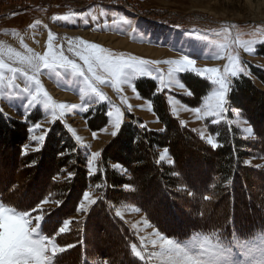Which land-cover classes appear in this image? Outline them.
<instances>
[{"label": "rangeland", "instance_id": "1", "mask_svg": "<svg viewBox=\"0 0 264 264\" xmlns=\"http://www.w3.org/2000/svg\"><path fill=\"white\" fill-rule=\"evenodd\" d=\"M80 13H85V15L80 17L78 15ZM66 15L70 16L69 21L55 19L58 16ZM93 15L97 17L95 21L91 19ZM121 17L130 18L131 24H125ZM84 20H87L88 23L85 24ZM190 32L206 35L209 39L197 42L188 37L187 33ZM49 34L53 37L54 47L59 45L64 55L77 63H82V61L73 52L68 51V46L71 41L79 40L98 44L109 52L123 54L125 58L136 56L140 59L167 61L178 59L180 55L189 53L197 59L199 68L216 67L223 70L228 64V56H235L239 58L241 64L247 66L251 73L248 78L252 79L258 90L257 95L249 100L248 97L241 98V94H239L241 105L245 108L234 107L236 98L234 88L235 82L238 80L234 78L230 92L231 107L227 112L216 117L207 114V105L212 103L210 98L216 91V86L210 88L207 80L192 73L177 74V82L171 87H162L158 80L151 77H137L134 81L135 92L126 85L122 86L120 92H117L113 87L97 85L107 99L104 101L97 99L94 103H87L89 94L86 93L83 98L81 97L80 90L84 85L81 78L73 75L70 69L67 71L60 69L61 75L59 76L47 69H41L39 76L41 84L53 101L77 106L76 110L69 107L62 121L43 118L46 110L42 107L31 111L25 117L22 114L24 105L19 100L14 98L13 102L16 106L11 107L0 97V108H3V113H0V124L12 130L14 128H11V121H22L31 126L29 138L22 149L26 163H30L35 154H46V147L51 140L54 127L56 124L62 123L63 130L56 132L52 140H58L60 148L62 151L64 150L58 157H66L69 160L67 167L56 168L59 169L57 173L55 172L56 165L52 160L44 163L46 166L43 167L44 170L36 168L37 170L27 173L23 162L21 166L15 164L17 154L10 145H7L6 138H0V182H8L9 179L12 180L13 185H18L19 182L21 186L16 187L18 189L16 197L25 194V185L33 180L36 174L39 179H44L49 174L54 177V184L51 182L50 189L44 198L50 202L44 204L41 210L45 215L63 204L66 197L62 194V187L56 186L55 183L72 181L78 175L76 174L77 157L86 161L89 152L101 153L95 161L94 172L89 173L86 167L91 182L85 192L90 193L91 199L96 203L88 204L81 201L85 203L87 211H81L78 206L74 214L67 219L71 221L69 230L62 234H72L64 237L68 244L77 245L83 222L89 220L90 223L94 216L92 213L96 210L94 208L102 195L101 184L95 183L97 175L102 170L101 157L102 154L117 157L116 152L113 151V145L117 142L116 139L122 126L131 121V117L134 116L137 121H143L146 127L153 131H166L165 124L157 114L155 105L137 87L139 80L150 83L146 84L144 88L148 96L151 98L159 96L167 100L174 119H177L189 131V133L186 132L187 138L194 133L196 137L211 146L207 142L210 138L219 145L215 149H221L224 147L222 142L225 138L224 131L232 129L241 142L250 144L248 147L240 148L247 153L242 158L243 167L247 169L244 177L247 174L253 176L252 183H248L249 189H255V191L259 188L264 189V135L259 130L260 126L264 125V56L259 55V47L264 44V0H0V59H3L6 65L29 71L31 74V69L26 63H21L20 59L31 56L33 53L39 55L47 53ZM210 41H215V43H210ZM246 46L251 47L254 51L249 53ZM225 47L227 51H224ZM218 53H223L222 58H208ZM158 67L163 72H167L169 65L161 63ZM6 75L10 76L11 73L6 72ZM180 82L186 85V88H181ZM16 83L23 87L28 81L20 73H17ZM188 90L191 91V96L188 94ZM85 106L86 110L80 111ZM196 107H200V113L191 110ZM117 108L123 114V119L121 128L113 137L111 135L114 130L112 121L115 119ZM234 108L241 111H233ZM107 111H112L111 118L106 114ZM5 114L9 118L8 120H5ZM245 120L248 121L247 124L244 123ZM37 121L40 122V127H32ZM249 126L256 133L254 137H248L243 131ZM93 133L96 135L94 136ZM76 136L80 137L79 141L75 139ZM40 137L43 139H39ZM185 140L182 138L180 142L181 149L186 155L178 160L177 171L179 174L172 173L171 176L178 179V183L174 187L181 192V198L190 204L198 196L195 194V199L189 200L190 192L187 186H184V179L181 181V174L190 168L189 170L196 173L195 176H197L198 172L203 169L202 161L206 156L192 149L187 150ZM25 145L27 146L26 150ZM74 145H77L78 148ZM164 150L159 149L158 153L160 156L165 155V159L162 161L166 167L172 166L173 163L167 162V156L171 155L168 150L165 154ZM120 158L123 159L121 155ZM248 161L250 163H247ZM130 162L131 160L126 161V164L123 165L110 160L109 164L127 181L126 185L130 186L128 190L123 186L120 188L124 196L117 201L119 204L117 211L123 214V218L118 217L133 232L140 247L139 237H149L158 229L155 228L151 220V213L142 206L143 201H137L134 198L136 191L157 193L161 202L162 193L157 176L149 182L145 177L147 175L145 171L149 172V170H143V175H140L137 171L136 158L132 163ZM211 162V165H215L216 159ZM116 165L120 167H116ZM71 168H74L72 172H70ZM78 177L80 178L79 175ZM258 179L260 183L262 181L261 184L257 183ZM37 186H42V184L37 181ZM75 191L79 196L80 191ZM239 202L242 203V199ZM261 203L264 204V200ZM71 208L73 207H66L65 210ZM134 208H140V211H133ZM98 217L94 223H91V226L89 225L88 240L91 243L103 242L109 247L116 243L109 241L108 244L109 235L115 231L103 229L100 226L103 224V217L101 214ZM145 219L153 225V228L145 227L143 223ZM97 224L98 226H96ZM133 225L136 227L134 228ZM109 231L110 233H108ZM149 251H152L150 246ZM76 256L77 254L73 251L70 260H77Z\"/></svg>", "mask_w": 264, "mask_h": 264}, {"label": "snow or ice", "instance_id": "2", "mask_svg": "<svg viewBox=\"0 0 264 264\" xmlns=\"http://www.w3.org/2000/svg\"><path fill=\"white\" fill-rule=\"evenodd\" d=\"M83 17L85 13L78 14ZM55 19L69 21L70 16H58ZM95 21L96 16H91ZM125 24H131V19L121 17ZM87 24L88 21L84 20ZM135 31V29H133ZM190 39L197 42L208 40V36L190 32L187 33ZM215 43V41H210ZM191 46V45H190ZM199 46V45H198ZM247 47L249 53L254 50ZM68 51L73 52L82 63L68 59L59 45L54 47L53 37L49 34L48 51L44 55L33 53L31 56L22 57L21 63H26L29 71L6 65L3 59H0V97H2L9 106L15 107L13 99L19 100L24 105L23 115L27 117L31 111L42 107L46 110L43 118H50L51 121L63 120L66 116V110L71 107L76 110V105H66L64 103H55L49 93L41 84L39 78L41 69H47L54 72L57 76L61 75L60 69L71 70V73L81 78L84 87L80 90L83 98L87 93L89 99L87 103H94L96 100L104 101L107 98L101 92L97 85L113 87L117 92L122 91V86L126 85L135 92L134 81L137 77H151L158 80L160 86L171 87L177 82V74L192 73L197 77L204 78L209 82V87L216 86V91L210 98L212 103L207 105V114L219 117L227 112L231 107L230 92L232 91V80L239 79L241 76L248 77L251 75L246 65L241 64L238 57L228 56L227 66L221 70L216 67H197V59L192 54L186 53L179 56L178 59L167 61H154L140 59L136 56L124 57L123 54L109 52L95 43H89L85 40L71 41ZM227 51V48H224ZM18 55V54H17ZM223 53L215 56H209V59H220ZM166 63L169 65L167 72L159 69V64ZM11 73V75H6ZM20 73L28 83L23 87L16 83V75ZM47 75L48 73H44ZM6 81V83H5ZM179 86L186 88L182 82ZM188 94L192 93L188 90ZM130 107V106H129ZM86 110V106L80 111ZM200 113V107L191 109ZM241 111L240 109H232ZM3 113V108H0ZM106 114L111 118L112 111ZM9 118L5 114V120ZM123 114L117 108L115 110V119L112 121L113 131L111 135L115 137L121 128ZM215 122V121H213ZM248 123L247 120L244 121ZM32 127L39 128L40 122L37 121ZM143 127V125H141ZM260 132L264 135V125L260 126ZM31 131V129H30ZM243 131L248 137L256 135L252 127H246ZM75 135V133H73ZM95 136L96 133H93ZM35 139V137H33ZM39 139H43L40 137ZM77 141L80 140L76 136ZM213 148L219 145L210 138L207 141ZM124 138L121 137L113 145V151L118 153L123 151ZM25 150L27 146L25 145ZM167 154V149L164 150ZM100 152H89L86 157V166L89 173L95 171V161L100 157ZM165 159V155L159 157ZM169 164L174 163L171 156H167ZM247 163H250L248 161ZM116 167H120L116 165ZM173 174L178 175L177 170ZM128 190L129 185H123ZM9 187L0 189V193L7 194ZM137 201H143L144 209L151 213L154 218L165 224V218L169 215L168 210L159 203V196L152 193L136 191ZM127 199V198H126ZM204 199H211L205 196ZM82 201L88 204H95L96 201L91 199V194L85 192ZM47 199L35 197L30 200L22 201L20 204L13 206L11 201H0V264H71V261L64 256H58V253H65L68 249L76 247L75 244L60 246L55 237L58 234L65 233L69 230L70 220L64 215L57 214L55 217L45 219V214L41 211L43 205L49 203ZM84 202L79 204L81 211H87ZM174 210V208H173ZM133 211L139 212L140 208H134ZM116 216L123 218L119 211ZM146 228H153V225L147 219L143 221ZM135 228L136 225H133ZM139 231V229H138ZM140 247L132 243L130 251L133 257L139 259L141 264H264V233L259 234L251 240L240 241L233 235L229 240L221 232L211 231L205 234L200 231H191V234L183 239L170 237L159 230H155L149 237H139ZM149 246L152 251H149Z\"/></svg>", "mask_w": 264, "mask_h": 264}, {"label": "trees", "instance_id": "3", "mask_svg": "<svg viewBox=\"0 0 264 264\" xmlns=\"http://www.w3.org/2000/svg\"><path fill=\"white\" fill-rule=\"evenodd\" d=\"M129 3V2H128ZM259 55L264 56V44L259 47ZM256 75L262 76L258 73ZM146 84H150L147 81L139 80L137 87L143 92L144 96L149 97L155 105L157 114L160 116L165 124V132L153 131L146 127L143 121H137L136 117L132 116L131 121L125 123L118 136L117 141L124 138L123 151L116 153L117 157L102 154L101 164L102 170L97 175L95 183H100L102 186L101 193L97 204L95 206L92 218L85 220L80 232L79 240L75 249H68L65 253H61L59 256L69 258L73 254V251L77 254L76 259H72L71 264H141L139 259L133 257L130 251L132 243H139L134 237L132 231H130L123 221L115 215L119 206L118 200L124 196L122 189L123 185L127 184L121 175H119L112 167H110L109 161H115L126 164V161L132 163L133 160H137V171L140 175H143V170L147 175L149 182L153 181L154 177L159 178V187L161 189L162 202L159 201L168 210L169 215L165 218V224L162 223L151 215V220L159 231L170 237H176L183 239L191 234V231H200L205 234L211 231H218L223 234L224 237L231 240L235 235L238 240H249L257 235L264 233V204L261 203L264 200V189H249V184L253 181L252 174H244L247 170L243 167L242 158L245 156V151L240 148L248 147L250 144L241 142L236 133L231 129L230 131H224L225 138L222 141L224 147L221 149H215L206 144L199 137H196L192 133L188 138L186 132L189 133L187 128L183 127L177 119H174L170 112V107L167 100L161 97L148 96L144 89ZM235 106L237 108H243L240 102L239 94L242 97H248V100L254 95H257L258 90L251 78L242 76L235 82ZM243 100V99H242ZM106 120V119H105ZM138 122V125L136 123ZM11 128H6L0 124V138H6L7 145H10L14 152L17 154V161L15 164L21 166L24 163V168L28 172L37 170L36 168H45L44 163L53 161L56 165L55 172L60 168L67 167L69 158H59V154H62V148L59 146L58 140H52L56 132L62 131V123L56 124L53 132L51 133V140L46 147V154H35L30 163H26L25 157H23V145L26 144L29 138L30 125L26 122L11 121ZM143 125V127H141ZM185 138V148L187 150H194L199 153H203V169L196 173L187 169V172L181 171V181L183 180L184 186H187L190 196L189 200H193L188 204L187 200L182 199V194L177 188L174 187L178 183V179L171 176L174 170H177L179 165L178 160L186 154L183 153L180 142ZM51 142V143H50ZM72 143H74L71 140ZM77 147V145H74ZM78 148V147H77ZM159 149H167L173 158L172 166H165V163L159 159ZM48 153V154H47ZM207 154V155H206ZM264 154V153H263ZM120 155L123 157L120 158ZM39 156V158H38ZM38 158V159H37ZM45 158V159H42ZM207 158L208 160L206 161ZM42 159V160H41ZM216 159L215 165H211V161ZM38 160V161H37ZM40 160V161H39ZM48 160V161H47ZM201 160V159H200ZM25 161V162H24ZM163 163H162V162ZM86 161L83 159L76 160V174L78 175L72 180L67 182L55 183L56 186L62 187V194L65 195L63 204L56 210L50 212L51 217L57 216V214L64 215L66 219H69L80 202L86 189L90 186L91 179L87 171ZM59 167L57 170L56 168ZM80 168H82L80 170ZM44 170V169H43ZM74 168L70 169L72 172ZM39 171V170H38ZM191 171V172H190ZM53 172V173H55ZM40 173V172H39ZM144 173V174H145ZM42 176V175H41ZM144 177V178H145ZM264 177V175H263ZM54 177L49 174L44 179H39L36 174L33 180L25 185V194H21L16 197V187L13 185L12 180L7 182H0V189L9 187L10 190L7 194L0 193V201H11L13 206L20 204L22 201L30 200L35 197L45 198L48 193L49 185L51 182L54 184ZM202 178V179H201ZM262 180V178H261ZM37 181L42 186H37ZM43 181V183H42ZM148 183V181H147ZM258 184H261L259 179ZM57 190V189H55ZM80 191L79 196L76 191ZM23 192V193H24ZM152 193V192H151ZM157 193L153 192V195ZM205 196L211 197V199H204ZM242 199V203L239 200ZM249 199V204H248ZM66 207H73L66 209ZM174 208V210H173ZM49 214L45 215V219H49ZM102 215L103 224L100 226L103 229L111 230L109 235V241L113 243L111 246L107 244L91 243L88 239L89 225L94 223L98 215ZM94 226V225H93ZM98 226V224L96 225ZM96 229V228H95ZM110 233V231L108 232ZM72 234H59L56 237V242L60 246H66L68 243L65 241L66 236ZM107 238V237H106ZM121 246V247H119Z\"/></svg>", "mask_w": 264, "mask_h": 264}]
</instances>
